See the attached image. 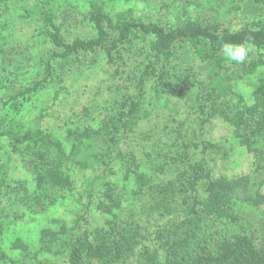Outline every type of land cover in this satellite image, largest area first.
Instances as JSON below:
<instances>
[{
    "label": "rangeland",
    "instance_id": "374dc122",
    "mask_svg": "<svg viewBox=\"0 0 264 264\" xmlns=\"http://www.w3.org/2000/svg\"><path fill=\"white\" fill-rule=\"evenodd\" d=\"M91 12L167 32L235 31L260 26L264 0H0V124L10 132L0 138V264H69L77 239L100 238L121 245L116 264H150L138 260L139 244L156 251L155 264H173L164 244L177 239L161 232L183 218L163 206L192 205L204 183L224 187L232 218L199 214L203 251L236 235L264 249V117L250 113L264 108V50L217 68L186 42L159 52L154 36L133 31L111 60L105 48L60 58L44 16L70 44L96 38ZM104 29L110 47L118 32ZM36 129V139L11 138ZM35 167L59 184L46 188Z\"/></svg>",
    "mask_w": 264,
    "mask_h": 264
},
{
    "label": "trees",
    "instance_id": "16d2710c",
    "mask_svg": "<svg viewBox=\"0 0 264 264\" xmlns=\"http://www.w3.org/2000/svg\"><path fill=\"white\" fill-rule=\"evenodd\" d=\"M47 24L52 28L53 34L51 35L52 42L56 47L63 48L64 52L59 55L60 58H67L73 53L81 51L83 53H96L98 48H105V53L109 60L112 59L111 48H114L117 43H122L127 40L128 36L133 31H140L146 35L154 36V44L159 52H166L178 42H186L193 51L195 57L200 61H210L217 68L221 64L229 61L223 54L222 46L225 43L238 45L241 43L246 44L251 48L264 50V17L260 26L253 29L250 27H243L235 31L221 30L219 31L214 26L189 24L184 27L176 28L167 32L164 27L155 23H141L128 20L126 18H119L114 22L109 16L99 13L91 12L90 18L97 30V36L89 40H74L70 44H65L59 34V29L53 24L52 17L45 15ZM104 23L118 32L117 38L113 40L110 47H105L107 39V32L104 29ZM35 89H26V92H31ZM262 97V96H260ZM13 99L15 98L12 97ZM261 102H264L263 100ZM261 103H254L250 108L252 111L258 112L259 116L264 117V108L260 109ZM1 123V122H0ZM241 124L236 126L240 129ZM10 132L2 129L0 124V138L9 137ZM42 135L40 129L35 131H26L22 136L11 137L16 143H23L33 140ZM90 137L89 131H86L80 138L88 139ZM75 143V142H74ZM73 143V150L76 147ZM213 148V147H212ZM8 165L0 164V203L2 201V189L4 187V177L8 172ZM39 167H35L39 178L43 179L46 183V188L51 185L59 184V180L52 176L49 172L42 173ZM209 183V182H208ZM193 188L194 182L189 184ZM208 185L206 196L197 195L194 197L193 204L188 207L182 205L169 206L165 204L163 210L168 214L172 211L173 214H179L183 219L175 226L169 227L167 232H161L176 237V241L170 244V239L164 244L167 252H172L177 260H173V264H264V249H257L248 237L236 235L228 239L218 238L212 244L210 251H203L204 245L196 240V235L199 232L201 216L199 214L211 215L214 217L215 222L223 224L224 220H230L231 214L224 208L227 202L226 193L223 186L215 183H204ZM201 207V213L196 208ZM145 206H142L145 212ZM4 207L0 206V215L3 214ZM159 216L163 217L164 214L157 210ZM133 215V214H132ZM135 216V215H134ZM206 217V216H205ZM134 218V217H133ZM183 230L184 237L179 238L178 235ZM4 231V225L0 217V234ZM189 240L190 243H187ZM69 254V264H82L83 257L93 259L96 264H116L122 259L121 245L115 242H107L100 238L98 242L90 243L86 239H77ZM194 242V243H193ZM119 244V245H118ZM190 244V245H189ZM138 260H147L150 264H155L157 259L156 251L148 249L145 245L139 244ZM204 252V253H202ZM168 255V254H167ZM193 255V257H189ZM126 257V256H125ZM138 261V262H139ZM167 264H172V261H167Z\"/></svg>",
    "mask_w": 264,
    "mask_h": 264
},
{
    "label": "clouds",
    "instance_id": "9594fccd",
    "mask_svg": "<svg viewBox=\"0 0 264 264\" xmlns=\"http://www.w3.org/2000/svg\"><path fill=\"white\" fill-rule=\"evenodd\" d=\"M251 50L252 49L244 43L238 45L225 43L222 46L224 56L229 61H234L236 63H243Z\"/></svg>",
    "mask_w": 264,
    "mask_h": 264
}]
</instances>
